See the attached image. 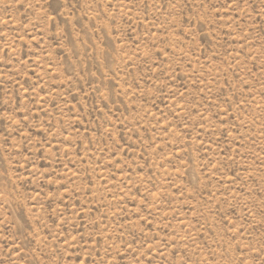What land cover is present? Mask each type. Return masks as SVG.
<instances>
[{"label": "rangeland", "instance_id": "obj_1", "mask_svg": "<svg viewBox=\"0 0 264 264\" xmlns=\"http://www.w3.org/2000/svg\"><path fill=\"white\" fill-rule=\"evenodd\" d=\"M0 264H264V0H0Z\"/></svg>", "mask_w": 264, "mask_h": 264}]
</instances>
